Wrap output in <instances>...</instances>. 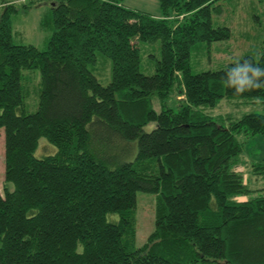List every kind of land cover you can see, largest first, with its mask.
Instances as JSON below:
<instances>
[{
  "label": "trees",
  "instance_id": "trees-1",
  "mask_svg": "<svg viewBox=\"0 0 264 264\" xmlns=\"http://www.w3.org/2000/svg\"><path fill=\"white\" fill-rule=\"evenodd\" d=\"M218 1L158 0L153 16L123 0H50V18L40 22L51 28L43 50L12 41L11 15L34 0L6 6L0 264H264V195L237 200L248 189L234 169L239 134L264 144V114L222 126L204 113L224 98L264 103V47L258 60L190 68L198 45L230 37L229 28L213 26ZM156 40L154 72L142 74L137 42ZM97 55L110 61L107 85L89 70ZM25 71L38 72L33 88ZM28 93L37 97L34 112L26 110ZM40 139L56 152L35 157ZM125 142H136L137 152L117 163L108 150L119 143L127 154ZM253 171L264 179V164ZM137 192L156 196L154 231L140 248Z\"/></svg>",
  "mask_w": 264,
  "mask_h": 264
},
{
  "label": "rangeland",
  "instance_id": "rangeland-1",
  "mask_svg": "<svg viewBox=\"0 0 264 264\" xmlns=\"http://www.w3.org/2000/svg\"><path fill=\"white\" fill-rule=\"evenodd\" d=\"M29 0H0V18L7 5L21 7ZM123 5L129 9L159 16L158 0H123ZM217 5L220 13L213 16V26H224L229 28L230 37L219 42L203 43L191 51L190 68L193 74L204 71H216L223 69L230 63H234L244 56H251L258 60L260 52L264 47V0H219ZM42 18H50V0H34L27 12H17L10 17L12 29V41L14 44H31L43 50L51 36V28H43L40 24ZM140 54V71L142 74L150 75L154 72V64L159 59L160 41L150 43L137 42ZM110 61L97 55L95 64L89 68L91 73L102 85L110 81ZM25 75L32 77L30 88L38 84L37 71H25ZM172 101V99H171ZM170 101V102H171ZM27 112H34L37 108L36 94L28 93L26 96ZM173 104V102H172ZM153 107L159 110L154 101ZM205 114L210 116L217 125L227 126L230 120L240 119L246 114H264V103L258 98H235L222 99L217 106L206 109ZM155 128L151 123L143 128L150 132ZM4 132L0 129V193H3L4 182ZM237 139L243 143V152L239 157L240 162L234 169L242 176V182L247 187L248 193L236 197L237 200H251L257 196L264 195V179L256 174L253 168L257 164H264V144L260 136L239 134ZM128 152L119 143H115L108 152L116 155L117 163L123 160L131 161L136 152V142H125ZM56 148L45 139L39 140L35 157L41 158L52 155ZM12 189V185H8ZM156 196L149 193L137 192L136 202V239L135 247H142L154 231V204ZM117 220V216L110 217ZM212 264H224L223 262Z\"/></svg>",
  "mask_w": 264,
  "mask_h": 264
}]
</instances>
